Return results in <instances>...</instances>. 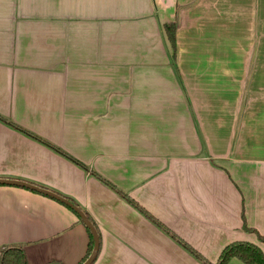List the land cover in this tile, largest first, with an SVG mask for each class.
<instances>
[{
	"label": "crops",
	"instance_id": "1",
	"mask_svg": "<svg viewBox=\"0 0 264 264\" xmlns=\"http://www.w3.org/2000/svg\"><path fill=\"white\" fill-rule=\"evenodd\" d=\"M0 115L89 168L0 121V179L78 204L94 264L203 263L91 171L209 262L264 250L244 228L264 236V0H0ZM89 242L68 205L0 185V258L83 264Z\"/></svg>",
	"mask_w": 264,
	"mask_h": 264
},
{
	"label": "trees",
	"instance_id": "2",
	"mask_svg": "<svg viewBox=\"0 0 264 264\" xmlns=\"http://www.w3.org/2000/svg\"><path fill=\"white\" fill-rule=\"evenodd\" d=\"M176 24L170 23L165 25V29L169 38V41L173 47V50H176V40H175V32H176ZM0 121L11 127L12 129L26 135L27 137H30L45 146L53 149L60 155L66 157L70 161L74 162L78 166L82 167L85 170H89L87 166H85L83 163L79 162L77 159L73 158L71 155L67 154L60 148L54 146L53 144L47 142L46 140L42 139L41 137L31 133L27 129L15 124L13 121L3 117L0 115ZM91 174L97 177L99 180H101L104 184H106L109 188L114 190L117 194H119L128 204H130L133 208L138 210L140 213H142L147 219H149L153 224H155L159 229H161L163 232L168 234L171 238H173L181 247H183L187 252H189L191 255H193L195 258H197L199 261H201L203 264H229L233 259H237L243 264H264V250L256 245L249 242H234L227 246L221 253L219 260L216 263L209 262L207 259H205L197 250H195L193 247H191L188 243L181 240L179 237H177L175 234H173L163 223H161L159 220H157L154 216H152L145 208H143L138 202H136L134 199H132L128 194L124 193L123 191L117 189L111 182L106 180L105 178L101 177L99 174H97L95 171H91ZM75 205L78 206L74 202ZM79 220L82 219L80 216L76 213ZM89 217V215L87 214ZM91 222L96 227L93 220L89 217ZM246 231L256 233L259 241L264 244V236L259 234L256 230H253L251 228H248L245 224L244 226ZM87 231L90 236V242H89V250L88 254L83 260L85 262L88 257L90 256L93 246H94V240L91 231L87 228ZM82 262V263H83ZM0 264H28L27 258L25 255L24 250L21 247H7L1 250V258H0ZM48 264H61L56 261L49 262Z\"/></svg>",
	"mask_w": 264,
	"mask_h": 264
},
{
	"label": "water",
	"instance_id": "3",
	"mask_svg": "<svg viewBox=\"0 0 264 264\" xmlns=\"http://www.w3.org/2000/svg\"><path fill=\"white\" fill-rule=\"evenodd\" d=\"M0 185H8V186H19V187H24L28 188L30 190H34L37 192H40L42 194H45L49 197L55 198L56 200H59L60 202L68 205L70 208H72L82 219V222L85 224V226L91 231L93 240H94V246L93 250L88 257V259L83 263V264H94L95 261L97 260V257L99 255L100 251V238L97 232V229L95 228L94 224L91 222L89 217L86 215L84 211L79 209L75 204L70 202L69 200L38 186L32 185L30 183L18 181V180H10V179H0Z\"/></svg>",
	"mask_w": 264,
	"mask_h": 264
}]
</instances>
